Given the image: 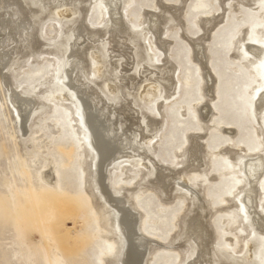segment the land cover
<instances>
[{
	"label": "rangeland",
	"instance_id": "rangeland-1",
	"mask_svg": "<svg viewBox=\"0 0 264 264\" xmlns=\"http://www.w3.org/2000/svg\"><path fill=\"white\" fill-rule=\"evenodd\" d=\"M110 1L8 0L16 14L0 4V50L12 51L0 68V264H122L125 240L67 87L74 61L118 134L129 126L121 119L139 120L138 151L112 163L105 182L137 218L141 264H264V166L254 205L242 202L244 162H264L252 91L264 90V0ZM16 20L24 37L14 40ZM115 28L130 49L126 71L109 45ZM12 93L33 102L24 121ZM46 171L56 189L39 179Z\"/></svg>",
	"mask_w": 264,
	"mask_h": 264
},
{
	"label": "bare ground",
	"instance_id": "bare-ground-1",
	"mask_svg": "<svg viewBox=\"0 0 264 264\" xmlns=\"http://www.w3.org/2000/svg\"><path fill=\"white\" fill-rule=\"evenodd\" d=\"M114 2H115V0H111L109 5L111 7H113ZM0 4L5 8H9L11 10V12L13 11L16 14V9L14 8L15 6H11L8 3V0H0ZM14 4H16V3H14ZM105 5H106V2H104V6ZM106 9H108V7H106ZM18 20H20V19H18ZM18 20H16V23H15L16 24L15 25L16 26V32L14 31V35L16 38L13 37L14 40L15 39L17 40L20 36L24 37L23 28L21 27L23 25L20 26L19 23H17ZM2 21H3V18H2ZM2 21L0 19L1 23H2ZM18 22H20V21H18ZM20 24H21V22H20ZM83 30L84 29L81 26H78L76 28L75 33L77 35H79L81 32H83ZM3 32H5V31H3ZM120 33L123 34V32L119 31L117 28L113 29L109 33L110 35L108 37V39H109L108 41H109V45L111 46V49L113 50V52H116L118 55H124V56H126L127 60H129L127 62V67L125 69V71H126L131 66L130 49L126 45L125 40H123V38H121V36L119 35ZM7 37H12V34H8V32H7ZM2 41H3V39H2ZM5 44H7V42ZM0 46H1V44H0ZM5 47H7V46H5ZM259 47L261 48L262 52L264 53V43L261 44ZM3 48L0 50V68L3 65H4L3 68L5 67V65H7L10 55H12L11 50H8V49L5 50ZM4 51H7V52H4ZM246 51H249L248 47H247ZM64 70H65L64 74H65L66 78L68 79L67 87L70 90H73V91L78 93L77 97H79L80 103H81L82 108H83V112H82L83 113V120H84L85 127H86V136L85 137L88 139L89 144L92 147V149L96 152V155H95L96 156L95 157V171H96V173L95 174H96V178H97L99 187L101 189V193H102L105 201L107 203H109L111 209L114 210L115 215H116V219H117V223H118V225H117L118 230H119V232H121V236L125 240L126 248H125V253L121 259V263L122 264H141L142 258H143V255H144V252H145V249L147 246V242H145V240L143 239V237L139 234V232L137 230V218L134 215V213L129 210V208L125 205V203L122 201V199L120 197H115L113 195L109 186L105 182L106 170L112 163H114L115 161H117L123 157L128 158L129 156H131L130 153H132L133 151H138L139 144L134 143V141H133L134 136L133 135L137 129H140L138 127L140 125L139 120H138L135 112H133L135 114L133 117L129 118V116L127 115L126 119H123V120L121 119L120 121L122 122V125H124V121H126L125 124L126 125L129 124V126H127L128 128L123 129L121 131V133L118 134L117 130H116V124H115L117 121V117L114 120H111V115H109L110 112L108 110L104 109V105H103L104 101L101 100L97 96L98 94H96V91L93 88L87 87L88 83L85 82L83 76L80 73L81 69H80L79 64L75 63V61H74V62L69 64L67 69H64ZM259 88L260 87H256L252 91L254 93L256 92V97H257V99L255 101L256 106L258 105L259 108H262L264 110V90L259 91ZM9 102L16 109L17 115L20 118V120L24 121V119H26L31 112L33 102L31 100L27 99L26 97H21V96L17 95L16 93L11 94V98H10ZM99 103H101V106L99 105ZM130 109H132V108H130ZM104 110H106L107 113H105ZM206 115H207V113H206ZM70 122H72V124H73L74 119L71 118ZM134 126L137 127V129H134ZM139 134H140L141 140H143V141L149 140V136L144 135L141 130H140ZM76 142H77V140H76ZM80 159H82V157ZM24 166L26 167V165H24ZM263 166H264V162L262 161V158H258V157H257V159H253L252 161L247 160L246 162H244V167H243V171L245 174L244 178L246 181L249 182L248 189H246L244 198L242 199L243 204H245L246 206L254 205V193L256 191V187H253V185H255V183L257 182V179H258L257 177L259 176L260 172L262 171ZM50 168H51V166H50ZM25 169H24V167H22L19 170V172H22L21 175L22 174L24 175L25 173L28 174V169L27 170H25ZM48 169H49V167H48ZM39 172H41V171H39ZM51 173H48L46 171L41 175V178H39V179H41L43 184H45V183L49 184V185L54 184V188H55V182L54 181H56V180H53L54 175L52 176ZM37 176H39L38 173H37ZM28 178H29V176H28ZM125 178H123V183L127 182L125 180ZM120 182H122V181H120ZM185 183L186 182L184 181L183 187H186ZM35 195H36V191H34L33 193L29 192L27 195L31 199V201H30L31 205H34V204L36 205L39 202V199L37 197H35ZM16 196H18V195H16ZM34 210H35V208L33 207V211H31V216H33V214H36L34 212ZM50 213H51V210H50ZM51 217H52V215L51 214L48 215V213H47V214H44V218H42V220L38 219V221L35 220V222L38 223V222L44 221V227H41L43 229V228H45L46 223H48V221ZM51 234L49 237H52ZM46 236H48V235H46ZM49 237H48V239H49ZM188 237H190V235H188ZM106 253H108V252H106ZM109 253H110V251H109ZM25 255H27V254H25ZM26 259H28V258H26ZM248 259H250L251 262H254L253 259H251L249 257H248ZM17 260H19V259H17ZM52 261L55 263H57V262L59 263L58 256H56V255L53 256ZM242 264H252V263L242 261Z\"/></svg>",
	"mask_w": 264,
	"mask_h": 264
}]
</instances>
